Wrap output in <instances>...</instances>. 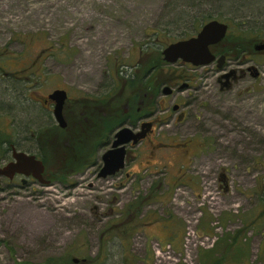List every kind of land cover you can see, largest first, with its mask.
Masks as SVG:
<instances>
[{"label":"rangeland","instance_id":"1","mask_svg":"<svg viewBox=\"0 0 264 264\" xmlns=\"http://www.w3.org/2000/svg\"><path fill=\"white\" fill-rule=\"evenodd\" d=\"M200 1L0 0V160L9 143L37 151L35 131L56 124L42 97L56 88L68 92L66 122L80 123L85 109L110 92L100 111L115 106L118 126L130 127L137 100L126 83L134 65L194 35L202 19L195 17L228 23L230 37L248 36L245 46L264 35V0ZM164 64L170 81L177 71L191 77V87L159 92L154 133L127 146L122 170L98 177L111 136L101 128L105 119L89 111L90 122L101 125L94 135L84 132L79 163L66 168L65 154L56 151L44 163L52 183L21 189V182L2 179L0 264H201L200 249L216 245L213 256L221 257L236 235L240 260L264 264V59L254 54L245 63L258 77L223 92L214 63L196 70ZM85 97L81 110L75 100ZM177 102L184 105L181 121L170 109ZM27 211L50 228L23 245L20 232L1 226L25 212L28 224L37 221Z\"/></svg>","mask_w":264,"mask_h":264},{"label":"trees","instance_id":"2","mask_svg":"<svg viewBox=\"0 0 264 264\" xmlns=\"http://www.w3.org/2000/svg\"><path fill=\"white\" fill-rule=\"evenodd\" d=\"M203 1H205V0H203ZM180 5L181 4H178V5H176V7H180ZM195 18H202L199 20V24L194 27L196 32L198 31V29L200 28L201 25H203L206 21L211 20L209 17H206V15H204V17L198 16ZM176 19H177L176 21L179 20L178 16L176 17ZM187 37H189V36H187ZM247 37L248 36H240V35L230 37V34L228 33L222 39V41L220 43L221 45L215 46V47H213V49L215 48L214 50L216 52L225 54L227 56L228 55L229 56H235V57L240 56L242 49H244V47L247 46V45L245 46V42H246L245 40H247L245 38H247ZM167 44H169V43H167ZM155 51L156 52L150 53V56L148 58H146V55L139 57V60L137 63V69L139 70V73L137 74L134 71L133 73L129 74L130 78H129V81L126 83V87L129 88L131 97L134 98L135 100H138V98L143 97L142 92L147 93V95L149 96V105L151 106V109H153L152 107L154 106V104L156 105V103H157V99H158L157 96L159 95V92L161 91L163 84L168 83L172 79V76H170L169 73L165 72L162 65H161L162 63H164L161 50L157 49ZM145 58L147 59V61H145ZM144 75H146V76H144ZM178 75H181V76H178V78H185V75H183V74H178ZM126 76L125 77L123 76L124 77L123 81L128 80L127 77H129V76H127V77ZM135 76L137 77V79ZM170 82H172V81H170ZM112 95L113 94L109 92L107 94V96L106 95L104 96L103 99L98 98L95 101H93L94 103L92 105V108H93L92 111L89 110L91 108V106L87 108L88 110L85 109L84 114H86V115L80 117V119H81L80 123H79V121L76 122L75 124H70L69 122H67V126L64 129H61L58 125L53 124V125H49L50 127L42 128V129L35 131L34 134H35L36 148H38V150H40L41 157L44 160L45 164L48 163L54 157V153L56 151L58 152V155H64L65 154V158H66L65 167L66 168L73 167L75 164L80 162V160L83 158L82 152H84L86 149V146H84V143H85V138H87V137L84 134V132L86 131V133H89V134L92 133L94 135V133L96 131V127L98 128L99 125H101V123H96V122L90 123L91 117H90L89 111H91V114H94L95 117L100 116L102 119H105V121H103V120L101 121L103 123L102 124L103 127L101 126V128H103V133L107 132V130H109V128H111V127H116L117 123L120 124L118 119H117V121H113L111 118V114H112L111 110L112 109L115 110L116 109L115 106H113V107L110 106L111 108H108V113L102 111L104 114H102V112L100 111L102 109H99L100 107H104V110H107L106 109L108 107V100L107 99L111 98ZM113 97H115V96H113ZM75 101H77L76 102L77 108H80V109H81L82 105H85V103L89 102V101L87 102L84 99H82V101H84V103L81 102V99H77ZM82 108H83V106H82ZM64 113H65V110H64ZM136 114L137 113L135 112L134 117L137 116ZM65 116H66V113H65ZM117 116L119 117L118 113H117ZM127 116H129V115H127ZM118 124H117V126H118ZM7 143L8 142L5 140L2 141L3 146L6 145ZM67 144L70 147L72 146V148L70 149L67 146ZM82 144H83V146H82ZM77 145L79 147H77ZM45 147H47L48 149ZM2 150H4V153L5 152L7 153V151H9V148L4 147V148H2ZM68 151H71V154H69ZM61 176H63V175H61ZM58 179L59 180H65V177L63 176L62 179H60L58 177ZM136 203H138V202H136ZM139 203H140V201H139ZM137 205L135 204V206H137ZM248 225L249 224H245L244 227L247 228ZM241 231H243L242 228L238 229V232H241ZM229 238L233 241H230L232 243H229V242L226 243V246L223 248L224 253L222 254L221 257L215 256V258H214V256H213L215 253V250H216L215 249L216 245H214L211 248L200 249L199 253H200L201 264H254L255 263L254 261L246 262L243 259L240 260L239 256H240V254H242L244 252L243 251L244 248L242 247L241 240L240 239L238 240V236L237 235L236 236H230ZM220 240L223 241V238H221ZM239 244H241V245H239ZM233 246L236 249V251H238V252H237V254L231 255L230 251L232 250ZM263 247H264V244H263ZM60 264H65V263L61 262ZM67 264H70V262ZM124 264H132V261H130V260L126 261L125 260Z\"/></svg>","mask_w":264,"mask_h":264},{"label":"water","instance_id":"3","mask_svg":"<svg viewBox=\"0 0 264 264\" xmlns=\"http://www.w3.org/2000/svg\"><path fill=\"white\" fill-rule=\"evenodd\" d=\"M228 29V24L217 18L208 20L201 25L193 36L174 40L172 43L165 45L161 49L163 59L169 64L181 61L182 63H191L193 66H207V64L217 62V68L221 67L224 56L220 55L216 59L212 51H210V47L221 42L226 36ZM255 47L262 49L264 48V43L257 44ZM231 72L233 70L222 76L228 78ZM170 92V87L163 86L162 93L166 94ZM67 96V91L63 88L53 89L48 95L49 100L53 102L52 114L55 123L61 129L67 126L65 116L62 114ZM150 126L151 123H143L141 129L136 132L128 126L120 127L114 133V139L110 144V148L100 155L102 162L99 167L98 177L111 176L122 170L125 164L127 146L135 145L139 140H142L146 135V131L150 129ZM12 159L10 162L0 165V179L2 176L11 179L15 173H23L27 176H34L42 184H49V181L43 179V162L37 159L33 153L18 152L13 149Z\"/></svg>","mask_w":264,"mask_h":264},{"label":"flooded vegetation","instance_id":"4","mask_svg":"<svg viewBox=\"0 0 264 264\" xmlns=\"http://www.w3.org/2000/svg\"><path fill=\"white\" fill-rule=\"evenodd\" d=\"M226 24H228V23H226ZM227 34H228V31H227ZM220 43L221 42L217 43V45H213V46L210 47V51H212V53L214 54L216 59L220 55L224 56V59L222 61L223 63L221 65V67L217 68V62H214L216 71H217V73H219L218 76L215 79V83L218 86V91L223 92L225 90H230V88H233L236 85L235 83L243 81L247 76H252L253 75L255 77H258L259 72H257V69L254 66H251V67L248 66V67L245 68V63L247 62V60L254 59V54H259L260 58L264 59V48L257 49L255 47L257 44L264 43V35L263 34L255 35V37L252 40V42L250 43V45L244 47V49H242V52H241L240 56H236V57L235 56H229V55L227 56L225 54L216 52L214 50L215 48L213 49V47L221 45ZM175 63H178L181 66H186L189 69H193V70H196L197 68L201 67V66H193L191 63H186V62L182 63L181 61H177ZM164 65L168 66L169 64L165 63ZM134 67H137V64L134 65ZM230 70H233V72H231L229 74L228 78L222 76L223 74L229 73ZM135 71H136L137 74L139 73V70L137 68H135ZM175 74H177V75H175ZM175 74H174V76L177 77V78L174 81H172V82L175 83L174 86H172L171 84L167 85L168 87H170L171 92L170 93H166V94L162 93V96L172 95L173 92H174V89H175L176 92H182L185 89H188V88L191 87L190 82H189L191 77L189 75H188L189 77L185 76V78H178V76H181V75H178L177 71L175 72ZM127 76H129V75H127ZM144 76H146V75H144ZM136 79H137V77H136ZM67 94H68V92H67ZM48 95H49V93L46 94V96L42 97V103H43V107L45 109H47L49 111V113H50V106L53 105V102L51 100H49ZM142 95H143V97L138 98L135 107L131 109L133 114H135V112L137 113L136 114L137 116L135 117L134 121L132 119L130 128H132V130L134 132H136V131H139L141 129V126H142L143 123H151V126H150V129L146 131V135L143 137V139L139 140L136 144L141 143V142H143L145 140H149L150 136H152V134L154 133L153 131H154V127H155V124H156L155 119L157 117V114H156L157 111L154 110V108L151 109V106L149 105V96L147 95V93L146 92H142ZM68 98H69V96H67V99ZM84 99L88 100L86 97ZM38 102L40 103V100H38ZM155 107H156V105H155ZM183 108H184V105L182 103H180V102L172 104V106L170 107V109L173 112V115L176 117V119L178 121H181L182 119L185 118V110H183ZM64 110H65V105L63 107V114L65 116ZM111 111H112L111 116L113 118L112 120L113 121H117V118H115V117H118L117 116L118 111H116L114 109H112ZM90 123H92V122H90ZM118 127H120V126L111 127V128H109V130H107V134H110V136H111V138H109V140H108V142L106 144V145H109V146H107L108 148H110V146H111L110 144H111V142L114 139V133H115L114 131ZM101 139H102V141H104V139H105L104 135H103V137ZM128 146L132 147L134 145H132V146L128 145ZM6 147L9 148V151H7L8 156L7 157H3V159L0 160V165L6 164V163L10 162L11 160H13L12 159V150L13 149H15L18 152L24 151V152H26L28 154H32L33 153L35 155V157L37 159H40L43 162V164H44V160L42 159L41 154H40V150H38V149H37V151L32 150V152H31V150H29V149H21L18 146L15 147L11 143H9L8 146H6ZM126 151H127V148H126ZM100 165H101V163L99 164V167H100ZM44 168H45V166H44ZM2 179H7L9 182H13L14 181L15 184H18L17 181L21 182V184H18V186H20L21 189L22 188H27L29 185H32L35 181L39 182L36 178H34V176L33 177L31 175L27 176V175H24L23 173L22 174L15 173V174H13L11 179L2 176L1 179H0V182L2 181ZM43 179H46L47 181H49V184L53 182L51 179L45 177V170H44V173H43ZM39 183H41V182H39Z\"/></svg>","mask_w":264,"mask_h":264},{"label":"bare ground","instance_id":"5","mask_svg":"<svg viewBox=\"0 0 264 264\" xmlns=\"http://www.w3.org/2000/svg\"><path fill=\"white\" fill-rule=\"evenodd\" d=\"M191 36H193V35H191ZM184 38H187V37H184ZM162 58H163V56H162ZM163 61H164V63L169 64V63L165 62L164 59H163ZM163 86H167V85L164 83ZM163 86H162L161 92L163 90ZM66 100H65V104H66ZM62 114H63V112H62ZM120 127H122V126H120ZM120 127H118L117 130L120 129ZM27 212L29 214H32L29 211H27ZM32 215H33L34 220H36L35 215L38 218L37 221L33 222L32 224H28V222L26 221V219H28V216L25 212L23 215H18L16 217H14L15 219H13V222L7 220L6 224H2L1 228H3L4 231H7L11 234H13V232H20V237L22 238V241L24 242L23 245H26L28 242H31L28 240L35 239L37 236L44 234L46 232V230H48V228H50V226H48L50 224L49 220H47V219L45 220L42 217V215H40L37 212H34V214H32Z\"/></svg>","mask_w":264,"mask_h":264}]
</instances>
